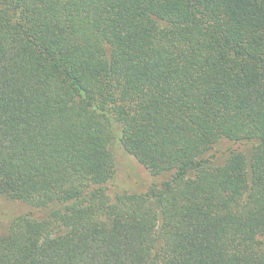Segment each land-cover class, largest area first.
<instances>
[{"label": "trees", "instance_id": "16d2710c", "mask_svg": "<svg viewBox=\"0 0 264 264\" xmlns=\"http://www.w3.org/2000/svg\"><path fill=\"white\" fill-rule=\"evenodd\" d=\"M0 194V264H264V0H0Z\"/></svg>", "mask_w": 264, "mask_h": 264}, {"label": "rangeland", "instance_id": "374dc122", "mask_svg": "<svg viewBox=\"0 0 264 264\" xmlns=\"http://www.w3.org/2000/svg\"><path fill=\"white\" fill-rule=\"evenodd\" d=\"M251 144H237L222 141L211 152L216 163H223L232 151L247 152ZM116 156L117 172L108 185L112 199L124 193H145L154 184L160 185L168 175L153 176L136 158L129 155L117 141L113 145ZM32 209L25 203L14 201L0 194V234L7 231L10 223L21 215H27ZM36 215V213H35ZM34 217H39L35 216Z\"/></svg>", "mask_w": 264, "mask_h": 264}]
</instances>
